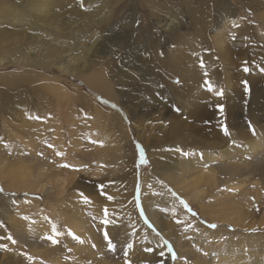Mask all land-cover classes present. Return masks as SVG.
<instances>
[{
	"label": "rangeland",
	"instance_id": "obj_1",
	"mask_svg": "<svg viewBox=\"0 0 264 264\" xmlns=\"http://www.w3.org/2000/svg\"><path fill=\"white\" fill-rule=\"evenodd\" d=\"M263 163L264 0H0V264H264Z\"/></svg>",
	"mask_w": 264,
	"mask_h": 264
},
{
	"label": "bare ground",
	"instance_id": "obj_2",
	"mask_svg": "<svg viewBox=\"0 0 264 264\" xmlns=\"http://www.w3.org/2000/svg\"><path fill=\"white\" fill-rule=\"evenodd\" d=\"M99 80V79H98ZM95 82H97V79L96 78H90V84H88V83H85L86 85H88L92 90H94V88H96L98 85H100L99 83V81H98V83H96V85L94 86V83ZM100 87V86H99ZM98 87V88H99ZM104 87V86H103ZM100 89H102V88H100ZM100 91V90H99ZM106 95H108L109 93H105ZM109 96V98H111V96H110V94L108 95ZM110 100V99H109ZM112 100V99H111ZM260 145V144H259ZM261 147V146H260ZM248 151H249V153L251 152V153H254V152H259L260 151V149L259 148H257L256 146H255V144H252V145H249V149H248ZM261 153H262V151H261ZM256 153H254V155H255ZM253 155V154H252ZM253 155V156H254ZM260 158V157H259ZM258 158V159H259ZM250 159H251V157H250ZM245 162V161H244ZM263 165H264V163H263ZM250 166H252L251 165V163H250ZM263 167V166H262ZM264 168V167H263ZM144 175V174H143ZM256 184H258L257 182H256ZM255 187H257V186H255ZM260 187V186H259ZM256 190V189H255ZM260 190V189H259ZM244 192V191H243ZM247 192V191H246ZM244 192V196H243V200H244V202H243V204L239 207L240 209H239V211L238 212H235V214H230L229 216H228V214L225 216V223H227V224H229V223H233V224H235V225H238V224H244V222H245V216H244V214H242V211L244 210V209H247L246 208V206H249V202L248 201H245V199H244V197L246 196V197H249V195L251 194V193H249V192ZM252 196H255L256 197V199H259L260 198V196L258 195V194H256V193H254V194H252ZM247 199H249V198H247ZM145 203V202H144ZM234 204V203H233ZM230 206V205H229ZM144 207V206H143ZM135 209V208H134ZM148 212H145V210ZM144 212L147 214V216H148V218L152 221L153 220V215H152V213L149 211V209L148 208H145L144 207ZM223 211V210H222ZM233 211H235V210H233ZM135 212V211H134ZM136 214H137V212H136ZM136 216V215H135ZM138 218V217H137ZM212 219H214L213 217H212ZM264 220V219H263ZM154 221V220H153ZM152 221V222H153ZM213 221V220H212ZM138 222H140V221H138ZM142 225V224H141ZM158 226V225H157ZM253 226V224H251L250 225V228H253L252 227ZM145 228V227H144ZM141 229H143V228H141ZM146 237V236H145ZM154 244H155V242H153ZM241 243V242H240ZM163 244V243H162ZM160 245V244H159ZM152 246V245H151ZM163 246V245H162ZM164 247V246H163ZM160 248V247H159ZM158 248V249H159Z\"/></svg>",
	"mask_w": 264,
	"mask_h": 264
},
{
	"label": "snow or ice",
	"instance_id": "obj_3",
	"mask_svg": "<svg viewBox=\"0 0 264 264\" xmlns=\"http://www.w3.org/2000/svg\"><path fill=\"white\" fill-rule=\"evenodd\" d=\"M202 63V62H201ZM245 71H247V69H245ZM218 95H222L223 93L222 92H218L217 93ZM141 160H142V162H143V156H141ZM65 167H67V165H65ZM53 232L54 233H56V235L58 236V235H60L61 233H59L58 231H57V229L54 227L53 228ZM106 238H107V234H106ZM47 239H49V240H51L52 241V243H58V241L55 239V237L54 236H49V237H47ZM13 242H15V241H13ZM109 247L110 248H113L114 247V245L111 243V241H109ZM151 249H149V251H150Z\"/></svg>",
	"mask_w": 264,
	"mask_h": 264
}]
</instances>
